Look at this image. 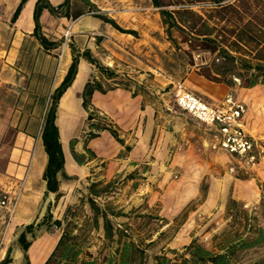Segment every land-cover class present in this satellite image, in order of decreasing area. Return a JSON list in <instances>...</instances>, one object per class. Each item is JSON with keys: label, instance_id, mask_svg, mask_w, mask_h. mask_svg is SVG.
Segmentation results:
<instances>
[{"label": "crops", "instance_id": "obj_1", "mask_svg": "<svg viewBox=\"0 0 264 264\" xmlns=\"http://www.w3.org/2000/svg\"><path fill=\"white\" fill-rule=\"evenodd\" d=\"M37 1L26 0L16 19L12 20L21 0H0V189L8 192L10 196L8 206H0V215H8L5 226L8 239L20 225L43 214L42 210L44 212L47 206L44 203L47 195L52 196L55 202L57 192L46 195L43 172L47 154L41 136H38L37 127L39 117L41 116L42 121L45 113L43 109L46 100L48 97L50 99V95L62 82L71 65L72 46L80 54L77 72L72 83L58 100L56 116L65 159L64 171L70 177H74L66 178L59 172L58 193L62 199L70 193L68 190L72 187L89 184L94 180L110 181L135 170L144 162L149 166L148 172L143 173L147 176L143 179L144 191L137 192L132 203L138 200L140 202L148 195L147 202L149 206H153L156 203L153 189L163 186L170 173L179 171L189 164L185 159L189 154L186 151H190L185 145L188 141L184 135L185 126L187 128L190 120L192 122L196 120L192 116L184 115L185 112H181L174 103L173 96L179 85L215 104L220 103L225 95L231 92L247 106L244 115L246 129L256 138L264 137V84L233 88L230 84L209 80L196 71L188 72L182 81L163 75L160 68L152 69V73L146 71V65L143 63V59H147L145 46L151 40L138 39L135 36L138 21L132 20L147 9L149 4L150 8L158 9L153 6L151 0H135L138 1L137 7H134L132 0H123L122 5L125 7L120 10L107 7L103 9L99 5L96 7V1L91 0L95 9L76 19L55 15L49 8H43L39 18L41 32L50 41H60V44L54 47L44 46L34 32ZM48 1L57 6L64 0ZM97 13L114 19L122 28L135 30L136 33L121 32L111 23L97 17ZM118 13H124L128 23L122 24L118 19ZM69 28L71 36L65 40L64 35ZM151 35L155 37L161 33L154 31ZM63 45L64 53L59 59ZM84 50H89L92 57L99 64L110 68L115 76L108 77L102 73L95 64L82 55ZM152 74H155L156 81L152 86H147L146 77ZM94 78L101 81L106 91L95 90L89 110H86L82 104V93L87 81ZM122 80L125 84L128 83V86L120 85ZM161 89L168 91H159ZM89 112L104 117L117 131L122 142L109 130L101 131L95 138L86 139L85 133L90 129L86 121ZM205 129V136L202 137L204 145L208 144L211 149L220 152L226 162L231 163V158L234 157L214 148V130L208 127ZM189 133L187 129L186 134L190 138ZM72 139H76L75 151L84 153L81 164L76 161L71 151ZM37 143L39 146L35 151ZM86 148L90 149L92 154L88 153ZM21 152L23 154H20ZM150 155L154 160H147ZM34 170L39 172L36 173L38 174L36 177ZM232 178L229 181L234 183V198L248 199L252 202L260 198V193L256 192L251 180H242L235 176ZM243 181L248 182L246 183L248 189L237 188ZM34 184H38L39 188H35ZM20 188L22 191L17 206L11 212L12 199ZM24 190L28 194L27 205L20 209L19 202ZM148 190L150 194L147 193ZM142 194H145L143 198L140 197ZM226 199L227 192L223 190L220 201L222 200L225 205ZM49 200L52 201L51 198ZM217 203L213 191L210 190L202 207L210 211ZM2 219L3 216L0 218V222L3 223ZM57 233V239L42 233L33 244L42 240L41 244L49 246L46 253L48 254L53 250L61 234L59 231ZM191 240L192 238L188 242Z\"/></svg>", "mask_w": 264, "mask_h": 264}, {"label": "trees", "instance_id": "obj_2", "mask_svg": "<svg viewBox=\"0 0 264 264\" xmlns=\"http://www.w3.org/2000/svg\"><path fill=\"white\" fill-rule=\"evenodd\" d=\"M25 1L21 0L12 20L16 19ZM151 1L153 6L160 9L163 20L167 24L168 33L171 34L172 28L185 32L187 35L186 31H189L188 43L192 49L198 47V49L212 53L218 52L217 61L220 63L202 66L196 71L198 74L214 82H224L232 86V80L227 78L228 73H232L239 61L240 65L250 72L248 77L240 72L237 73L241 80H244L245 85L243 86L264 84V0H235L234 2L232 0H207L215 5L207 15L197 13L187 6L184 0ZM170 6L172 9H168ZM43 8H49L55 15L76 19L88 11H93L95 6L91 0H64L57 6H53L48 0H38L34 12L36 23L34 32L44 46L54 47L60 44V41H50L41 32L39 18ZM229 14L237 15L240 21L246 16L249 19L244 20L240 26L218 28V22L225 20L224 18H227ZM96 16L111 23L121 32L136 33L135 30L122 28L114 19L102 13H97ZM72 52L73 59L64 79L50 95V104L42 118L40 135L47 154V163L43 172V179L46 181V195L57 192L55 202L49 200L41 216L38 215L32 221L20 226L13 243L21 249L26 264H31L29 249L37 237L44 232L59 231L61 234L58 241L43 264H144L145 249L130 238L123 224L115 220L118 216L126 215L109 211V207H106L104 203L108 201L107 193H109L112 181L106 183L101 180L91 181L86 196H82L78 202L68 203L61 216H54L52 207L60 198V193H58L59 172H62L66 178H74L64 171L65 159L56 123L58 100L72 83L77 72L80 54L74 46H72ZM82 55L106 76H115L110 68L99 64L89 50H84ZM243 56H250L256 62ZM235 77L240 80L239 77L233 75V79ZM124 84L122 86H128V83ZM95 90L106 91L98 79L88 80L82 93V104L86 110H89L90 100ZM86 121L90 128L85 133L86 139L95 138L101 131L109 130L118 141L122 142L117 131L104 117L89 112ZM75 143L76 139H72L71 151L76 161L81 164L84 153L75 151ZM86 151L92 154L90 149L86 148ZM128 177L133 179L130 174ZM99 199L104 200V204ZM84 202L88 210L82 215V222H78L81 216L79 207ZM152 219L155 218L152 217ZM95 232L103 241V245L100 249L91 251L90 241ZM254 234L239 235L233 241L226 238L229 242L224 244L219 251L210 248L202 239L193 238L183 247L182 252L173 250L174 257L166 254L155 255V264H233L240 250L251 248L263 241L264 232L261 228H256ZM14 248L12 243L7 246L0 264H12L15 261Z\"/></svg>", "mask_w": 264, "mask_h": 264}, {"label": "rangeland", "instance_id": "obj_3", "mask_svg": "<svg viewBox=\"0 0 264 264\" xmlns=\"http://www.w3.org/2000/svg\"><path fill=\"white\" fill-rule=\"evenodd\" d=\"M95 1L96 7L99 5L103 9L107 7L120 10L125 7L122 5L124 4L123 0ZM132 1L134 2V7H137L138 1ZM234 1L235 0H232V2ZM184 3L201 15H207L210 13V9L215 6L214 3L207 0H184ZM146 8L147 9L141 11L139 16L135 17L132 21H138V26H136L137 34L135 35L138 39L155 41L154 43L149 41L145 46V55L147 59H143V63L146 65V71L148 73H152L151 71L154 68H160L163 75L173 80L182 81L185 75L190 71H198L202 66L220 63V61H217L218 52L212 53L208 50L198 49V47L192 49L189 46V31H186V33H188L187 35L185 32L172 28L171 34L168 33L167 24L164 22L159 8H150V4L149 7ZM168 9H172V6L168 7ZM98 10L100 11V9ZM118 15V19L122 24L128 23L127 19L124 17V13H118ZM228 17L229 19H227ZM227 18L218 22V28L223 26L225 28L240 26L244 20L249 19V17L246 16L240 21L238 20V16L234 14L227 15ZM154 31H159L161 35L154 37L151 35ZM70 36L68 38H70ZM243 57L252 62H256V60L250 56ZM236 66L237 67L232 70V73H228L229 75L227 78L232 80L233 88H240L245 85V83L237 73L240 72L244 74L245 77H248L250 72L243 68L239 61L236 63ZM233 75L240 78V83L233 79ZM54 78L55 76L52 77V79ZM146 78L148 79V81L145 82L147 86H152V83L156 81L155 74L149 75ZM122 82L123 80L120 85H123L124 82ZM163 87L165 86L163 85ZM155 89L153 91H155ZM159 91L167 92L168 90L161 89ZM173 98L175 103V95ZM49 103L50 99L48 97L43 112L47 109ZM179 110L182 112L181 109ZM185 114L187 116L189 115L186 112L184 115ZM39 121L37 127L38 136L41 135V116L39 117ZM187 129L190 131V138L188 134H186ZM204 131H206L205 126L197 121L192 122L190 120L187 128L185 126L184 135L185 137L187 136L188 141H184H187L185 145L190 148V151H186V153L189 152V154L186 155L185 159L189 164L179 171L170 173L163 186H157L153 189L156 197V203L153 206H149L147 202L148 195H146L147 198L140 200V202L138 200V202L132 203V199L135 197L136 193L143 190V179L147 178L143 173H146V171L148 172L149 166L144 162L126 175L121 174L110 180L112 184L109 193H107L108 201L104 203L106 207H109V211L126 215L118 216L115 220L123 224L124 228L127 229V233L130 234V238L134 239L145 249L144 264H155L154 256L157 254H166L169 257H174L172 251L176 250L182 252L183 247L189 243L188 240L190 238L202 239L210 248L219 251L224 244L229 242L226 238L233 241V239H236L239 235H255L254 231H256V228H261L264 232V165L243 169L241 165L238 164L237 159L231 158V163L226 162L219 154L220 152L211 149L208 144L204 145L205 143L202 139V137L205 136ZM38 146L37 143L35 151ZM147 160H154V157L150 155ZM231 167L235 168L234 172L230 171ZM129 174L133 176V179L132 177H128ZM234 176L242 180H251L256 192L260 193V198L256 200V202H252L248 199L238 200L234 198V183L229 181V179H233L232 177ZM101 181L106 183L103 179H101ZM246 183L248 182H240L237 188L248 189ZM88 186L89 184H81L69 189L68 191H70V193L65 195L63 199L62 197L59 198V201L52 207L54 215H58V217L61 216L63 209L68 203L78 202L82 196H86ZM210 190L213 191L214 197H216L218 203L210 211H207L205 207H202V203L207 198ZM223 190L227 192L225 205L222 200L220 201V194ZM148 191L147 193L150 194V190ZM142 195L143 196L140 197L143 198L145 194ZM27 198L28 194L24 190L19 202L20 209L27 205ZM50 198L52 201L54 200L52 196L50 197V195H47L44 199V203L47 204ZM99 201L103 203L104 200L99 199ZM56 206L59 209H57ZM87 207L85 202L79 207V215L81 216L78 222H82V215L87 213ZM2 216L3 219L1 221H3V223L0 222V260L4 256L7 246L12 243L15 247V261L12 264H26L22 257L21 249L13 243L21 225L8 239L5 229L8 215H0V218ZM152 217L155 219H152ZM44 233L53 239H57V232ZM90 242L91 244L89 247L91 251H96L103 245V241L96 232L93 233ZM41 248L45 250L43 256H45L44 258L46 259L50 253L49 251V253L46 254L49 246L48 244H41ZM44 258H42L38 264H42L44 262L43 260H45ZM30 260L31 264H33L31 256ZM233 264H264V239L261 243L251 248L240 250L236 254Z\"/></svg>", "mask_w": 264, "mask_h": 264}, {"label": "built area", "instance_id": "obj_4", "mask_svg": "<svg viewBox=\"0 0 264 264\" xmlns=\"http://www.w3.org/2000/svg\"><path fill=\"white\" fill-rule=\"evenodd\" d=\"M64 36L65 40L68 39L70 28ZM64 45L59 53V59L63 56ZM234 80L240 83L238 78L235 77ZM175 103L179 109L188 113L198 123L213 129L214 148L237 159L243 169L264 165V137L256 138L246 129L244 115L247 106L231 92L227 93L220 103L215 104L179 85L175 92ZM230 171L234 172L235 168L231 167ZM21 191L22 188L12 199L11 212L17 206ZM9 202V193L0 189V206H8Z\"/></svg>", "mask_w": 264, "mask_h": 264}, {"label": "bare ground", "instance_id": "obj_5", "mask_svg": "<svg viewBox=\"0 0 264 264\" xmlns=\"http://www.w3.org/2000/svg\"><path fill=\"white\" fill-rule=\"evenodd\" d=\"M61 117H64V116H61ZM63 122H66V121H63ZM61 123V122H60ZM65 124V123H64ZM66 125V124H65ZM67 126V125H66ZM63 128H66L65 126H63ZM66 129H68V128H66ZM66 131V130H65ZM66 132H69L68 130L66 131ZM66 134V133H65ZM69 134V133H68ZM14 137V136H13ZM63 137H64V132H63ZM14 139V138H13ZM21 139V138H20ZM19 139V140H20ZM26 152V151H25ZM44 153V152H43ZM42 153V154H43ZM20 154H23L22 152L20 153ZM40 155V154H39ZM22 156V155H21ZM41 156V155H40ZM44 156V155H43ZM24 158V157H23ZM20 159V158H19ZM18 159V160H19ZM40 159H41V157H40ZM40 159H38V160H40ZM43 159V158H42ZM38 162V161H37ZM37 164V163H36ZM39 164V163H38ZM43 164V163H42ZM38 166V165H37ZM40 166V165H39ZM37 170H38V168H37ZM34 174H35V177H36V175H38V174H36V173H39L38 171L36 172V170H34V172H33ZM33 178V180H34V177H32ZM38 178H40V177H38ZM31 179V178H30ZM35 179H37V178H35ZM29 181V180H28ZM33 182V181H32ZM35 182V181H34ZM40 182V181H39ZM30 183V182H29ZM33 184V183H32ZM40 184V183H39ZM34 185H36V184H34ZM33 185V186H34ZM38 185V184H37ZM37 185L35 186V188L37 187ZM32 187V186H31ZM37 188H39V187H37ZM28 189H29V187H28ZM41 242L42 241H38V242H36L35 244H33V245H31V248H30V251H29V253H30V256H31V258H32V260H33V264H38L39 263V261L44 257L43 255H44V253H45V250H42V248H41Z\"/></svg>", "mask_w": 264, "mask_h": 264}]
</instances>
